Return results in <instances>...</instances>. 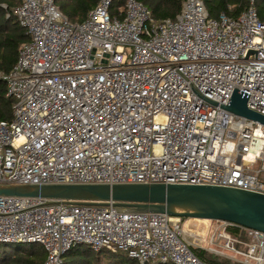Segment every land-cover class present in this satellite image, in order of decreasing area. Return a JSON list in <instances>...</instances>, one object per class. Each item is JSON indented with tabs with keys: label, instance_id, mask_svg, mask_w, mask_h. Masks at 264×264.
<instances>
[{
	"label": "built area",
	"instance_id": "built-area-1",
	"mask_svg": "<svg viewBox=\"0 0 264 264\" xmlns=\"http://www.w3.org/2000/svg\"><path fill=\"white\" fill-rule=\"evenodd\" d=\"M112 1L97 0L79 22L54 0L1 3L28 39L0 72L12 99L10 118L0 119V184L182 183L264 194V126L222 108L235 88L264 116V21L254 0L217 18L202 0H182L161 20L138 0L111 15ZM181 219L0 195V242L37 244L41 264H62L76 244L139 264H208L192 253ZM207 222L205 250L264 264L263 231Z\"/></svg>",
	"mask_w": 264,
	"mask_h": 264
},
{
	"label": "water",
	"instance_id": "water-1",
	"mask_svg": "<svg viewBox=\"0 0 264 264\" xmlns=\"http://www.w3.org/2000/svg\"><path fill=\"white\" fill-rule=\"evenodd\" d=\"M247 96V93L233 88L222 108L264 126V116L246 107ZM0 195L38 197L46 204L57 201L110 203L121 212L201 219L205 226L209 220H224L264 232V194L227 186L182 183L0 184Z\"/></svg>",
	"mask_w": 264,
	"mask_h": 264
},
{
	"label": "trees",
	"instance_id": "trees-1",
	"mask_svg": "<svg viewBox=\"0 0 264 264\" xmlns=\"http://www.w3.org/2000/svg\"><path fill=\"white\" fill-rule=\"evenodd\" d=\"M97 0H54L61 13L72 22L81 21L87 11ZM150 11L155 20L173 18L179 11L182 0H138ZM210 17L217 18L223 12L227 16H236L246 6V0H202ZM7 7L16 5L18 0H0ZM124 0H113L109 7L111 15L116 14ZM254 7L258 18L264 21V0H254ZM4 9L0 6V72L6 73L14 63L17 50L21 43L28 37L25 30L18 24L13 15L4 16ZM12 99L5 95V83L0 78V119L8 120L11 115ZM25 244V245H23ZM27 244V245H26ZM0 264H41L44 258L35 243H3L0 242ZM192 253L201 261L208 264H237L224 257L206 253L199 248H191ZM96 255L94 260L86 259L87 256ZM101 255H106L107 260L113 264H139L135 259L129 258L123 252H110L106 249L92 251L85 244H76L69 248L62 256V264H96ZM113 258V259H111ZM148 264V263H143ZM171 264V263H158Z\"/></svg>",
	"mask_w": 264,
	"mask_h": 264
},
{
	"label": "bare ground",
	"instance_id": "bare-ground-1",
	"mask_svg": "<svg viewBox=\"0 0 264 264\" xmlns=\"http://www.w3.org/2000/svg\"><path fill=\"white\" fill-rule=\"evenodd\" d=\"M195 220L201 222V219H190L189 221H195ZM193 226L194 225L192 223L191 227L185 226V228H183L184 238L194 245H199V246H204V247L211 246V244L208 243L207 236L205 235V232H204V230L206 229V226L205 225H204L205 227L203 226V229H201L202 231L201 233L196 228H193Z\"/></svg>",
	"mask_w": 264,
	"mask_h": 264
},
{
	"label": "rangeland",
	"instance_id": "rangeland-1",
	"mask_svg": "<svg viewBox=\"0 0 264 264\" xmlns=\"http://www.w3.org/2000/svg\"><path fill=\"white\" fill-rule=\"evenodd\" d=\"M193 223V228H196L198 231H200V233L202 232L201 231V229H203V226H204V222H199V221H197V220H195V221H189V219H187V218H184V219H181V223L183 224V228H185V226H187V227H191V225H192V223ZM208 223V222H207ZM23 245H25V244H23ZM27 245V244H26ZM192 247H195V248H197V247H200L199 249H201V248H203V250L206 252V253H210V251H208V250H205V248L206 247H204V246H199V245H193ZM0 250H1V246H0ZM212 254V253H211ZM96 255L94 254V255H92V256H87L86 257V259L88 260V259H90V261H91V259H92V261L94 260V258H92V257H95ZM218 256V255H217ZM101 258L100 259H98V260H96V264H101V263H103V261H105V260H107L108 259V257L106 256V255H101L100 256ZM221 257V256H220ZM111 259H113V258H111ZM227 259V258H226ZM103 260V261H102ZM231 260V259H230ZM233 263H237V264H239L238 262H236L235 260H231ZM104 264H113V261H109L108 260V262H105Z\"/></svg>",
	"mask_w": 264,
	"mask_h": 264
},
{
	"label": "crops",
	"instance_id": "crops-1",
	"mask_svg": "<svg viewBox=\"0 0 264 264\" xmlns=\"http://www.w3.org/2000/svg\"><path fill=\"white\" fill-rule=\"evenodd\" d=\"M39 249H40V251L43 253V250L39 247V246H37Z\"/></svg>",
	"mask_w": 264,
	"mask_h": 264
}]
</instances>
